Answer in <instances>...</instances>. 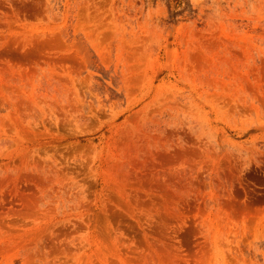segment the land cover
<instances>
[{"label":"rangeland","instance_id":"rangeland-1","mask_svg":"<svg viewBox=\"0 0 264 264\" xmlns=\"http://www.w3.org/2000/svg\"><path fill=\"white\" fill-rule=\"evenodd\" d=\"M0 264H264V0H0Z\"/></svg>","mask_w":264,"mask_h":264}]
</instances>
